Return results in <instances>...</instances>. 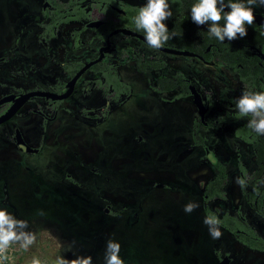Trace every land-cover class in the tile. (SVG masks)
I'll list each match as a JSON object with an SVG mask.
<instances>
[{"label": "flooded vegetation", "instance_id": "flooded-vegetation-1", "mask_svg": "<svg viewBox=\"0 0 264 264\" xmlns=\"http://www.w3.org/2000/svg\"><path fill=\"white\" fill-rule=\"evenodd\" d=\"M6 2L5 6L10 10H0V118L9 115L18 104L19 106L11 116L0 122V157L5 165H20V160L25 156H36L41 162V155L47 145L51 147L50 150L60 148L62 157L50 160L56 163L54 166L51 164L55 168L50 166L51 171L60 177L54 180L56 182L50 180L49 188L54 193V188L57 187H78L89 196H96L103 201V213L110 216L115 214L114 209L109 201H104L105 197L100 194V189L109 188L110 193L115 195L119 179L122 182L134 183L127 180L132 172L129 162L139 158L148 167L147 172L164 173L166 167H170L166 166V161L171 159L172 155L174 165L181 166V143L178 141L181 137L177 136L176 129L170 131L171 124L168 122L170 129L166 130V116L163 113L165 109L161 103L171 105L191 98L196 115L191 129L190 149L203 151L201 160L213 170V177L205 184L201 193L204 215L209 205L219 217H222L227 209L222 199L215 197L210 200L208 195L204 196L207 184L216 175L210 161V158H214L225 164L230 172L227 191L232 210L256 227L243 211L245 206L253 211L255 216L264 220V217L245 201L241 184H238L241 200L237 207L234 206L230 191L235 179L232 177L234 170L236 176L240 177L238 153L241 161L251 171L256 163L252 146L235 136V130L245 124L248 118L244 116L237 122L226 124L224 117L228 118L236 112L233 104L223 103L216 108L215 84L205 80L206 73L202 80L197 71L200 68L205 71L220 68L232 73L228 68L218 61L203 62L193 53L194 56L176 55L149 48L144 40L123 32L129 30L144 36L137 31L133 22L136 12L131 11L129 6L140 7L145 0H15L14 4L10 0ZM141 52L151 59L162 58L166 62L165 68L140 72L135 55ZM172 61L176 65L170 70ZM82 69L85 70L76 80L67 98L54 99L32 94L49 92L62 95L70 89V82ZM177 71L186 76L188 96L180 97L178 89L167 93H159L154 89L159 74L171 76ZM130 72L141 76L155 73L154 80L146 85L152 93L161 98L153 106L155 122H150L149 116L139 115L149 111L146 105L133 99L135 89L139 88V85H136ZM232 74L242 90L240 81L234 73ZM190 86H194L200 93L207 108L204 119L193 101ZM170 94L174 95L166 99ZM215 109L218 110L210 122L208 117ZM179 115L180 113L177 120ZM201 127L205 131H201ZM229 127L232 128L233 150L236 153L234 167L223 160L221 146L215 147L211 144V140H216L211 138V132L219 136L226 133ZM172 133L174 144L171 149L170 142L168 141V144L166 140H170ZM88 137L100 141L94 145L97 148L95 160H90L84 150V141ZM133 140L138 144L143 143L144 147L139 149L137 145L132 144ZM241 144L251 148L253 162L246 160ZM5 172H8L7 169ZM5 176L6 173L2 177ZM5 180L2 179L1 182L4 183ZM174 181L175 186L180 187V170L175 174ZM259 185L264 188V173ZM169 187L168 183L147 179L144 183L128 186V189L132 194L137 188L140 192L143 189V194H154L155 189L168 190ZM216 202L223 206L220 213L213 208ZM225 255L231 258L228 253H218L219 261Z\"/></svg>", "mask_w": 264, "mask_h": 264}, {"label": "rangeland", "instance_id": "rangeland-1", "mask_svg": "<svg viewBox=\"0 0 264 264\" xmlns=\"http://www.w3.org/2000/svg\"><path fill=\"white\" fill-rule=\"evenodd\" d=\"M10 1L14 4L15 0ZM5 3L6 0H0V10H10ZM175 65L176 63L172 61L170 70L174 69ZM197 71L202 80L206 73L205 80L215 84L216 108L223 103L232 104L233 98L240 95L239 83L229 71L220 68H214L212 71L200 68ZM130 74L136 85H139L134 92V101L146 105L149 111L147 114L139 115L149 116L148 120L155 122L152 110L154 104L161 98L146 86L148 82L154 80L155 73L149 76L133 72ZM173 95L166 96V99ZM161 105L165 109L163 113L166 116V130L176 129L177 136L181 137L178 140L181 143V166L174 165L172 155L171 159L167 158L169 160L166 161V166L170 167H166L164 173L147 172L148 167L139 158L129 162V165H132V172L127 180L134 183L122 182L119 179L115 195L110 193L109 188L100 189V194L105 197L104 201H109L114 209L115 214L110 216L103 213L102 209L105 206L103 201L96 196H89L78 187L71 185L57 187L54 188V193L49 188V181L60 177L50 169L51 164L56 165L50 160L62 157L60 148L50 150L51 147L47 145L41 155V162L36 156H25L20 160V165L16 163L15 166L5 165L0 157V207L7 208L17 218L29 221L30 229L36 234V240L27 249L10 243L6 249L1 250V264H29L34 255L41 264H54L57 254L69 259L75 258L77 254L91 256L92 264H103L105 241L109 238L119 241L121 245L119 255L124 264H218V253L221 255L228 253L232 258V264H264V253L242 246L230 232L218 225L221 235L215 239L209 236L206 226L202 223L205 215L202 210L201 193L205 184L213 177V170L201 160L203 151L190 149L195 107L191 98L180 103ZM216 110L218 109L208 117L210 122ZM178 113L180 115L177 120ZM161 121L163 122V119ZM167 122L171 124L170 128ZM201 131L205 129L201 127ZM210 135L216 139L211 140V144L215 147L221 146L223 160L234 167L236 153L233 150L232 128H227L226 133L219 136L213 135V132ZM173 138L172 133L170 140H166L170 142L171 149L174 144ZM99 143V139L85 138L84 150L90 160L96 159L97 148L94 145ZM132 144L137 145L139 149L144 147L143 143L138 144L134 140ZM241 145L246 160L253 162L251 148ZM5 169L8 172H5ZM179 170L180 187L174 184L175 174ZM5 173L6 176L3 178ZM55 173L60 174L57 171ZM87 174L91 176L90 173ZM232 177L235 179L230 191L234 206L237 207L241 195L236 183V170ZM2 179H6L4 183L1 182ZM147 179L168 183L170 187L168 190L155 189L154 194H143V189L140 192L138 188L132 194L128 189V186L144 183ZM189 201L197 203L198 206L192 212L186 213L183 206ZM213 208L218 213L223 211L222 204L217 202ZM40 209L43 210V215L37 214ZM120 211L122 213L119 214ZM243 211L264 233V220L255 216L247 206ZM73 241L72 251H66L69 242Z\"/></svg>", "mask_w": 264, "mask_h": 264}, {"label": "trees", "instance_id": "trees-1", "mask_svg": "<svg viewBox=\"0 0 264 264\" xmlns=\"http://www.w3.org/2000/svg\"><path fill=\"white\" fill-rule=\"evenodd\" d=\"M194 2L195 0H168L172 16L164 22L169 29L170 38L163 42L162 46L193 53L203 62L218 61L235 74L242 89L264 90V61L258 55L259 51L264 52V32L259 29L258 24L254 21L253 25L247 26V35L244 38L218 41L207 33L206 24L196 25L192 22L190 7ZM129 9L137 13L139 7L129 6ZM218 23L222 24L223 20L221 19ZM137 31L144 34L142 29ZM135 56L137 69L140 72H147L149 69L162 70L166 66V62L159 57L151 59L145 57L142 52ZM187 82L185 74L180 71L171 76L161 73L154 89L159 93L178 89L179 96L184 98L189 94ZM242 117L244 116L235 112L228 118L224 117L223 120L226 124H230L239 121ZM235 136L252 146L256 160L255 167L251 171L241 161L238 153V169L240 178L244 180L241 184V192L245 201L264 217V188L259 185L264 173V135L254 133L247 127L246 122L235 130ZM210 161L216 170V175L207 184L204 196L208 195L210 200L215 197L222 199L227 209L223 216L219 217L209 205L205 210L206 215H214L218 225L230 231L236 240L247 248L264 252V235L255 225L248 220H243L241 215L231 208L232 203L227 191L230 172L227 166L214 158H210Z\"/></svg>", "mask_w": 264, "mask_h": 264}, {"label": "clouds", "instance_id": "clouds-1", "mask_svg": "<svg viewBox=\"0 0 264 264\" xmlns=\"http://www.w3.org/2000/svg\"><path fill=\"white\" fill-rule=\"evenodd\" d=\"M264 8V0H195L190 7V17L196 25H205L207 33L218 41H232L247 35V26L254 24V9ZM227 9V11L225 10ZM172 16L168 0H145L139 7L133 22L137 29H142L144 41L149 48L159 49L169 37V29L164 22ZM223 20V23L218 21ZM264 32V20L258 24ZM174 35V33H173ZM225 91H227L225 89ZM232 104L241 116L249 117L247 127L257 135H264V90L255 91L244 88ZM236 183L243 184L244 180L236 178ZM197 203L189 201L183 206L186 213L192 212ZM43 215L42 209L37 211ZM202 223L206 226L211 238H218L221 233L218 220L214 215H205ZM36 240V234L29 227V221L17 218L7 208L0 207V250L6 249L10 243H16L20 248L27 249ZM73 242H69L66 251H72ZM119 241L109 238L105 241L103 264H124L120 257ZM29 264H41L34 255ZM54 264H92V257L75 255L69 259L57 254Z\"/></svg>", "mask_w": 264, "mask_h": 264}, {"label": "water", "instance_id": "water-1", "mask_svg": "<svg viewBox=\"0 0 264 264\" xmlns=\"http://www.w3.org/2000/svg\"><path fill=\"white\" fill-rule=\"evenodd\" d=\"M254 17H255V20L254 21L257 24H259L262 20H264V15L261 14V13H259V12H255L254 11ZM123 32L132 34V35L137 36L140 39L144 40V36L143 35L137 34L135 32L129 31V30H123ZM159 50H161L163 52H166V53H170V54L185 55V56H194L192 53H188V52H184V51H179V50L171 49V48H166V47H163V46H161V48H159ZM258 54L261 57V59L264 60V52L259 51ZM84 70L85 69H82L73 78V80L69 84L70 85V89L66 93H64L62 95H55V94H52V93H49V92H35V93H32V94L33 95H38V96L52 97L54 99H64V98H67L71 94V91L73 89V85L75 84L76 80L84 72ZM190 90H191V93L193 95V101L196 104V106L199 108V113H200L202 119H204L205 113L207 112V108L204 106L203 99H202L200 93L196 90V88L194 86H190ZM18 106H19V104L17 105V107H15L11 111V113L9 115H6L5 117L0 118V122L3 121V120H5V119H7L9 116H11L13 114V112H15V110H17ZM219 264H231V258L228 255H225L219 261Z\"/></svg>", "mask_w": 264, "mask_h": 264}, {"label": "crops", "instance_id": "crops-1", "mask_svg": "<svg viewBox=\"0 0 264 264\" xmlns=\"http://www.w3.org/2000/svg\"><path fill=\"white\" fill-rule=\"evenodd\" d=\"M260 9H261V8H255L254 11H255V12L258 11V12H260V13H264V10H260ZM262 9H263V8H262Z\"/></svg>", "mask_w": 264, "mask_h": 264}]
</instances>
